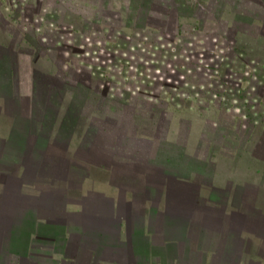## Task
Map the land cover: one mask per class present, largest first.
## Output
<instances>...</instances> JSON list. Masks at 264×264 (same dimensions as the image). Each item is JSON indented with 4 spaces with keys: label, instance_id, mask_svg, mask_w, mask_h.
Wrapping results in <instances>:
<instances>
[{
    "label": "crops",
    "instance_id": "1",
    "mask_svg": "<svg viewBox=\"0 0 264 264\" xmlns=\"http://www.w3.org/2000/svg\"><path fill=\"white\" fill-rule=\"evenodd\" d=\"M16 40L0 28V264H264V139Z\"/></svg>",
    "mask_w": 264,
    "mask_h": 264
},
{
    "label": "rangeland",
    "instance_id": "2",
    "mask_svg": "<svg viewBox=\"0 0 264 264\" xmlns=\"http://www.w3.org/2000/svg\"><path fill=\"white\" fill-rule=\"evenodd\" d=\"M0 28L68 82L216 116L233 146L264 139V0H0Z\"/></svg>",
    "mask_w": 264,
    "mask_h": 264
}]
</instances>
